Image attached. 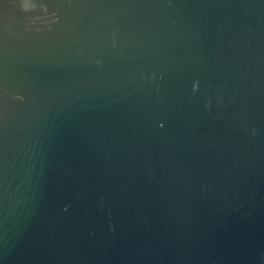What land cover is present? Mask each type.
I'll return each instance as SVG.
<instances>
[{
    "label": "water",
    "instance_id": "obj_1",
    "mask_svg": "<svg viewBox=\"0 0 264 264\" xmlns=\"http://www.w3.org/2000/svg\"><path fill=\"white\" fill-rule=\"evenodd\" d=\"M0 264H264V0H0Z\"/></svg>",
    "mask_w": 264,
    "mask_h": 264
}]
</instances>
